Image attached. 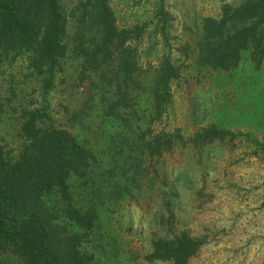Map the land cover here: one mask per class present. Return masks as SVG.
I'll return each mask as SVG.
<instances>
[{"label":"trees","instance_id":"obj_1","mask_svg":"<svg viewBox=\"0 0 264 264\" xmlns=\"http://www.w3.org/2000/svg\"><path fill=\"white\" fill-rule=\"evenodd\" d=\"M162 3L154 33L167 25ZM146 26L119 28L110 0H75L69 8L63 0H0V75L15 70L46 94L69 57L78 62L85 95L70 126L59 127L46 105L31 108L18 100L16 85L6 98L0 91V117H7L19 142L13 150L0 134V258L102 262L110 251L95 234L101 215L140 187L147 160L188 142L200 150L235 137L217 125L189 140L179 131L156 132L180 69L168 57L156 67L140 64L134 42ZM195 65L217 72L264 69V0L224 4L218 18H204ZM99 140L105 144L97 149ZM258 152L264 154V144ZM201 244L185 232L154 238L147 260L187 264Z\"/></svg>","mask_w":264,"mask_h":264},{"label":"rangeland","instance_id":"obj_2","mask_svg":"<svg viewBox=\"0 0 264 264\" xmlns=\"http://www.w3.org/2000/svg\"><path fill=\"white\" fill-rule=\"evenodd\" d=\"M63 1L68 8L75 2ZM161 1L168 21L163 32L154 33ZM238 1L110 0L119 28L147 25L143 37L134 42L143 67H156L168 57L180 69L171 83V103L153 127L156 132L179 131L188 139L217 125L235 137L200 150L188 142L147 160L140 187L131 188L130 195L102 213L95 234L107 242L110 252L95 264H173L148 261L147 256L154 238L170 239L182 232L202 240L187 264H264V154L255 153L264 144V69L246 66L217 72L195 65L203 19L218 18L224 4ZM77 63L64 60L46 94L9 70L0 75L1 94L8 97L16 85L18 100L31 108L46 105L57 126H70L85 98ZM2 116L0 134L14 150L19 146L15 128ZM99 141L97 149L105 144ZM0 264L21 263L5 257Z\"/></svg>","mask_w":264,"mask_h":264}]
</instances>
